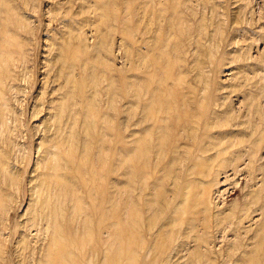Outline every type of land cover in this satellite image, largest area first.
<instances>
[{"label":"rangeland","instance_id":"rangeland-1","mask_svg":"<svg viewBox=\"0 0 264 264\" xmlns=\"http://www.w3.org/2000/svg\"><path fill=\"white\" fill-rule=\"evenodd\" d=\"M0 79V264H264V0H0Z\"/></svg>","mask_w":264,"mask_h":264},{"label":"bare ground","instance_id":"bare-ground-1","mask_svg":"<svg viewBox=\"0 0 264 264\" xmlns=\"http://www.w3.org/2000/svg\"><path fill=\"white\" fill-rule=\"evenodd\" d=\"M0 81H1V79H0ZM147 106H148V105H147ZM146 109H147V107H146ZM149 110H150V111H148L149 113L147 112L148 115L151 114V113H152V115H153V112H152V110H151L150 107H149ZM150 112H151V113H150ZM155 113H156V115L158 114L157 112H155ZM152 115H151V116H152ZM156 115H155V116H156ZM145 116H146V115H145ZM149 116H150V115H149ZM153 116H154V115H153ZM159 116H160V115H159ZM159 116H158V118H159ZM161 117H162V116H161ZM147 118H148V116H147ZM149 118H150V117H149ZM154 118H155V117H154ZM156 118H157V116H156ZM162 118H163V117H162ZM151 121H152V120H151ZM158 121H159V119H158ZM160 121H161V119H160ZM147 122H148V120H147ZM154 123H156V121H155ZM156 124H157V123H156ZM159 124H160V123H158V125H159ZM150 126H151V125H150ZM150 126H148V131H149V129H151V128H149ZM156 126H157V125H156ZM160 126H162V125H160ZM152 127H153V128L155 127V126H153V123H152ZM158 127H159V126H158ZM155 128H157V127H155ZM146 130H147V127H146ZM155 130H156V129H155ZM155 130H154V131H155ZM151 131H153V130H151ZM157 131H158V129H157ZM145 132H147V131H145ZM147 134H148V133H147ZM147 134H146V136H147ZM149 134H150V132H149ZM149 134H148V135H149ZM150 135H152V134H150ZM152 136H153V135H152ZM152 136H150V138H152ZM155 136H156V135H155ZM155 136H154V137H155ZM148 137H149V136H148ZM146 138H147V137H146ZM157 138H158L159 140L156 139V138H155V139L158 140V142H159L161 137L159 138V137L157 136ZM148 139H149V138H148ZM162 139H163V137H162ZM137 140H138V139H137ZM156 140H154V141H156ZM143 141H144V140H143ZM150 141H151V139H150ZM154 141H153V144H155ZM164 141H165V140H163V141H161V142H164ZM158 142H157V143H158ZM161 142H160V144L158 143L160 146H161ZM138 143H139V142H138ZM146 143H147V142H146ZM148 144H149V143H148ZM148 144H147V145H148ZM158 144H157V145H158ZM144 145H146V144H144ZM155 145H156V144H155ZM155 145H153V146H155ZM143 147H145V146H143ZM148 147H149V148H148ZM148 147H146L145 149H148V150H149V149H150V146H148ZM159 148H160V147H159ZM159 148H158V149H159ZM137 149L140 150L141 148H137ZM143 149H144V148H143ZM143 149H142V150H143ZM153 149H154V148H153ZM148 150H147V151H148ZM145 151H146V150H145ZM145 151H143L142 153H144ZM148 152H149L150 154L152 153L151 151H148ZM153 152H154V154H155V152H157V150H156V151H153ZM139 153H140V152H139ZM145 153H146V152H145ZM149 153H148V154H149ZM157 153H158V152H157ZM154 154H153V155H154ZM146 155H147V153H146ZM155 155H156V154H155ZM156 156H157V155H156ZM147 162H149V161H145V164H147ZM145 164H144V167L141 166V170H139V171H142V172L145 170V172H143V174H147V173H146V170H147L148 167H146V166H149L148 164L145 166ZM202 166L204 167V165H202ZM142 167H143V168H142ZM145 167H146V168H145ZM203 167H201V168H203ZM136 168H138V167H136ZM136 168H135V169H136ZM144 168H145V169H144ZM204 168H205V167H204ZM138 169H139V168H138ZM143 169H144V170H143ZM149 170H150V166H149ZM202 170H204V169H202ZM139 171L137 170V171H135V173H137V172H139ZM142 172H139V174L141 173V175H142ZM147 172H148V171H147ZM139 174H138V175H139ZM138 175H137V176H138ZM195 192H196V191H195ZM195 192H193V193H195ZM191 193H192V192H191ZM205 193H206V192H205ZM196 194H197V193H196ZM193 196H195V195L193 194V195L191 196V197H192V198H190L191 200L194 198ZM196 196H198V195H196ZM196 196H195V197H196ZM199 196H201V195H199ZM205 196H206V194H205ZM205 196H204V198H206ZM196 198H197V197H196ZM200 198H201V197H200ZM190 199H189V200H190ZM202 199H203V197H202ZM191 200H190V201H191ZM206 200H207V199H206ZM190 201H189V204L192 202V201H191V202H190ZM195 201H196V200H195ZM195 201H194V202H195ZM203 202H204V200H203ZM196 203H197V202H196ZM196 203H195V204H196ZM201 203H202V201H201ZM198 204H199V203H198ZM198 204H197V205H198ZM190 205H191V204H190ZM192 205H193V204H192ZM202 205H203V204H202ZM188 206H189V205H188V203H187L186 209H187ZM189 207H190V206H189ZM189 207H188V209H189ZM191 207H192V206H191ZM193 207H195V206H193ZM193 207H192V208H193ZM190 209H191V208H190ZM190 209H189V210H190ZM193 210H194V208H193ZM196 210H197V209H196ZM136 211H137V210H136ZM136 211H135V212H136ZM135 212H134V213H135ZM186 212H187V210H186ZM188 212H189V211H188ZM188 212H187V213H188ZM189 213H191V212H189ZM194 213H195V212H194ZM194 213H193V214H194ZM137 216H138V215H137ZM137 216H133V218H134V217H137ZM138 218H139V217H138ZM137 221H139V220L137 219ZM133 222H135V220H134ZM133 222H132V223H133ZM137 223H138V222H137ZM136 225L139 226L140 224H139V225L136 224ZM136 225H135V226H136ZM139 227H140V226H139ZM137 228H138V227H137ZM139 229H140V228H138V230H139ZM132 230H133V228H132ZM135 230H136V228H135ZM135 230H133V231H135ZM138 230H136V231H138ZM139 232H140V231H139ZM136 234H137V232H136ZM139 234H141V232H140ZM133 235H134V234H133ZM133 235H132V236H133ZM137 235H138V234H137ZM134 236H135V235H134ZM138 236H139V235H138ZM141 236H142V235H141ZM141 236H140V237H141ZM142 238H143V237H142ZM130 239H131V238H130ZM135 239L137 240V237H136ZM130 241H131V240H130ZM131 244H132V243H131ZM133 245H134V243H133ZM135 245H136V244H135ZM138 245H139V244H138ZM129 246H130V245H129ZM135 247H136V246H135ZM135 247H134V248H135ZM132 249H133V248H132ZM63 250H64V249H62V251H63ZM66 250H67V252L69 253L68 250H70V249H69L68 247L65 249V251H66ZM135 250H136V249H135ZM62 251H61V253H59V255L62 254V253L64 252V251H63V252H62ZM133 251H134V250H133ZM67 252H66V255H68ZM136 252H137V251H136ZM64 253H65V252H64ZM135 254H138V253H135ZM115 261H116V260H115Z\"/></svg>","mask_w":264,"mask_h":264}]
</instances>
